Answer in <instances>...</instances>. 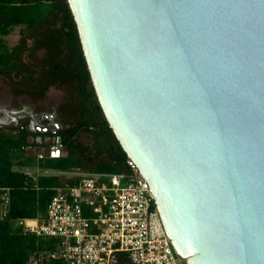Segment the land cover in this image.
Wrapping results in <instances>:
<instances>
[{"label":"water","instance_id":"1","mask_svg":"<svg viewBox=\"0 0 264 264\" xmlns=\"http://www.w3.org/2000/svg\"><path fill=\"white\" fill-rule=\"evenodd\" d=\"M66 3L178 259L264 264V0Z\"/></svg>","mask_w":264,"mask_h":264},{"label":"trees","instance_id":"2","mask_svg":"<svg viewBox=\"0 0 264 264\" xmlns=\"http://www.w3.org/2000/svg\"><path fill=\"white\" fill-rule=\"evenodd\" d=\"M54 14H62L59 31L52 27L50 19ZM15 28L24 29L23 39L9 52L3 37ZM59 32L67 37L73 55L86 68L66 0H0V61L20 60L27 40H32L35 50L60 53ZM86 94L85 102L72 103L64 110L72 127L61 136L62 156L46 161L60 174L39 177L25 174L22 169L36 165V154L27 152L37 148H28L21 138L0 134V208L3 194L7 193L9 199L7 213L3 218L0 216V264H66L62 260H41V256L56 249L57 240L36 237L17 223L43 217L55 189L77 184L78 177L72 173H130L127 157L102 114L90 81Z\"/></svg>","mask_w":264,"mask_h":264},{"label":"built area","instance_id":"3","mask_svg":"<svg viewBox=\"0 0 264 264\" xmlns=\"http://www.w3.org/2000/svg\"><path fill=\"white\" fill-rule=\"evenodd\" d=\"M61 145L36 153V160H56ZM129 174L72 173L74 186L55 189L43 217L20 220L26 232L57 240L43 260L66 264H179L165 235L154 198L135 164L127 159ZM0 216L8 211L7 193ZM91 215L85 218L84 212Z\"/></svg>","mask_w":264,"mask_h":264},{"label":"flooded vegetation","instance_id":"4","mask_svg":"<svg viewBox=\"0 0 264 264\" xmlns=\"http://www.w3.org/2000/svg\"><path fill=\"white\" fill-rule=\"evenodd\" d=\"M50 20L53 30L59 31L63 25L62 14H54ZM23 30L19 29L18 43L12 47L5 41L6 36L3 37L9 52L19 46ZM64 34L59 32L60 53L35 50L32 40H27L20 60L0 61V134L21 138L28 148L35 146L44 150L57 139L61 143V136L72 127L64 110L72 103L87 100L90 77L86 64L84 68L77 61Z\"/></svg>","mask_w":264,"mask_h":264},{"label":"rangeland","instance_id":"5","mask_svg":"<svg viewBox=\"0 0 264 264\" xmlns=\"http://www.w3.org/2000/svg\"><path fill=\"white\" fill-rule=\"evenodd\" d=\"M45 6H42L41 8H44ZM5 41L7 42L8 46L9 47H12L14 45H16L18 43V39H19V28H15L12 30V32L6 36L5 38ZM37 150L38 149H35L33 152L32 150H28L27 154L28 155H31V154H34L35 152L37 153ZM42 151V150H40ZM35 161V166L32 167V171H36V173H40V175H43V173L46 171V172H56V171H53L51 169V166L49 165L48 162H46L47 160H42V161H37L36 158L34 159ZM25 170V169H24ZM85 218H90L91 215H89L86 210L84 212V215H83ZM45 258V254L43 256H41V260H43ZM181 262V261H180ZM181 264H184V262H181Z\"/></svg>","mask_w":264,"mask_h":264},{"label":"crops","instance_id":"6","mask_svg":"<svg viewBox=\"0 0 264 264\" xmlns=\"http://www.w3.org/2000/svg\"><path fill=\"white\" fill-rule=\"evenodd\" d=\"M37 152H40V150L38 149L37 150ZM35 154H36V152H35ZM25 169V170H24ZM24 169H22V171L25 173V174H28V175H32L33 177H39V176H43V175H54V174H60L59 172H51V173H49V172H44L43 173V175H40V173H36V171H32L33 169H32V167H28V168H24Z\"/></svg>","mask_w":264,"mask_h":264}]
</instances>
